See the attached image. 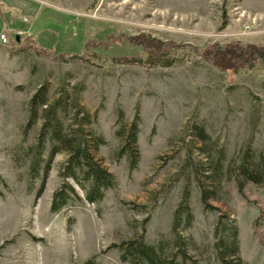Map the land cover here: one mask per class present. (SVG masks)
I'll return each instance as SVG.
<instances>
[{
    "label": "rangeland",
    "instance_id": "1",
    "mask_svg": "<svg viewBox=\"0 0 264 264\" xmlns=\"http://www.w3.org/2000/svg\"><path fill=\"white\" fill-rule=\"evenodd\" d=\"M2 31L0 264H81L91 257L131 264L111 246L141 238L165 261L181 263V253L186 264H221L213 230L225 214L236 223L242 262L264 264V184L247 183L240 193L235 180L243 157L249 167L264 162V69L221 68L217 56L231 47H264V0H0ZM148 39L172 66L145 62L157 53ZM135 58L140 66L126 62ZM42 86L49 102L66 95L96 115L93 127L106 141L96 158L117 183L98 204L76 189L81 202L50 212L64 153L44 180L42 169L29 179V149L42 119L39 111L26 129L28 102ZM67 111L69 122L74 110ZM119 112L127 124L140 118L132 173L124 158L114 160ZM219 160L222 172L210 179ZM201 187L211 195L206 208ZM183 193L193 221L176 238L173 217Z\"/></svg>",
    "mask_w": 264,
    "mask_h": 264
},
{
    "label": "trees",
    "instance_id": "2",
    "mask_svg": "<svg viewBox=\"0 0 264 264\" xmlns=\"http://www.w3.org/2000/svg\"><path fill=\"white\" fill-rule=\"evenodd\" d=\"M149 45L156 46V54L148 53L147 61L149 65L168 68L174 61L167 59L162 53V48L155 40L148 39ZM218 55L223 62L221 68L253 69L260 65L264 69V47L249 46L247 48L231 47L223 51H218ZM77 57V55H75ZM131 65L140 66L141 59H130L126 61ZM66 96V95H65ZM65 96L49 102L47 99V87H40L28 102V123L26 129L32 128L36 124L37 116L40 115L42 125L37 136L36 142L30 148L29 179L34 182L38 177L39 169H42L43 180L47 176L53 159L56 155L64 153L66 160L59 169V177L62 180L61 186L52 194L50 203V212L59 214L72 203L81 202L82 198L77 194L79 189L83 194V199L89 204H98L109 190L116 188L115 177L103 167L96 154L100 147L106 145L102 135L97 133L93 127L96 123V115L91 117L89 113L81 107L77 101H67ZM73 109L74 113L69 122L63 118L67 109ZM118 130L115 135L119 141V147L114 153V160L118 163L123 158L127 162V168L130 173L136 170L139 163L138 135L140 133V118L136 114L133 120L127 124L121 112L118 114ZM195 134L203 142L206 139L204 131L195 127ZM48 149V150H47ZM239 165L235 180L237 189L242 193L245 184L254 185L264 184V162L256 164L253 161V167H249L242 159ZM209 165V163L207 164ZM188 167V165H186ZM213 179L222 172V160L216 161L213 165ZM196 172V171H195ZM200 183V180L196 178ZM200 186V185H199ZM41 189V188H40ZM186 192V191H185ZM40 193V190L38 191ZM211 195L201 187V203L206 208L207 200ZM193 216L188 206V196L183 193L180 203L174 213L172 231L176 238L180 237V231L190 228ZM227 230V236L222 235V231ZM215 247L218 259L221 264H244L239 257L238 229L233 219L228 215H220L213 230ZM182 247L177 244V248ZM111 248L123 249L121 260L131 264H186V255L181 254L182 262L165 261L158 257L156 248L143 243L142 238L123 242L121 245H112ZM81 264H99L95 257H91ZM195 264V263H193Z\"/></svg>",
    "mask_w": 264,
    "mask_h": 264
},
{
    "label": "built area",
    "instance_id": "3",
    "mask_svg": "<svg viewBox=\"0 0 264 264\" xmlns=\"http://www.w3.org/2000/svg\"><path fill=\"white\" fill-rule=\"evenodd\" d=\"M0 43L1 45H7L8 44V38L5 33L0 34Z\"/></svg>",
    "mask_w": 264,
    "mask_h": 264
},
{
    "label": "crops",
    "instance_id": "4",
    "mask_svg": "<svg viewBox=\"0 0 264 264\" xmlns=\"http://www.w3.org/2000/svg\"><path fill=\"white\" fill-rule=\"evenodd\" d=\"M29 30H30V34H29V36L33 38V37H34V34H35L37 31H34V28L31 29V26H30ZM29 30H28V31H29ZM2 33H4V32L2 31ZM0 34H1V33H0ZM0 45H1V43H0Z\"/></svg>",
    "mask_w": 264,
    "mask_h": 264
},
{
    "label": "water",
    "instance_id": "5",
    "mask_svg": "<svg viewBox=\"0 0 264 264\" xmlns=\"http://www.w3.org/2000/svg\"><path fill=\"white\" fill-rule=\"evenodd\" d=\"M15 41H16L17 43H19V36H18V35H16V37H15Z\"/></svg>",
    "mask_w": 264,
    "mask_h": 264
}]
</instances>
